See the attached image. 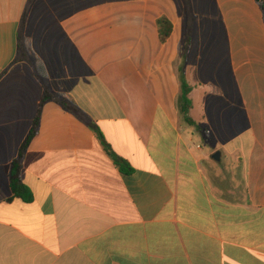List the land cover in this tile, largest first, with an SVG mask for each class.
Listing matches in <instances>:
<instances>
[{
    "label": "crops",
    "instance_id": "obj_1",
    "mask_svg": "<svg viewBox=\"0 0 264 264\" xmlns=\"http://www.w3.org/2000/svg\"><path fill=\"white\" fill-rule=\"evenodd\" d=\"M0 264H264L259 0H0Z\"/></svg>",
    "mask_w": 264,
    "mask_h": 264
},
{
    "label": "trees",
    "instance_id": "obj_2",
    "mask_svg": "<svg viewBox=\"0 0 264 264\" xmlns=\"http://www.w3.org/2000/svg\"><path fill=\"white\" fill-rule=\"evenodd\" d=\"M259 3L262 9L264 10V0H259ZM157 24H158L161 40L165 42L171 34L172 24L169 21V19L166 17H160L157 20ZM178 73H179V81H180V93L177 99V106H178L180 118L185 124H187L190 127H193L195 131L201 134L203 133L207 134V131L203 130L193 120V118L190 115L191 109L193 107L192 99L190 97L192 88L190 84L187 82L183 65H179ZM49 100H54L58 102L59 104L63 105L64 107L69 108V105L67 104V101L65 99L53 93L52 91L45 89L44 94L41 99L40 108L35 117L33 126L27 138L23 142L17 158L11 164V169H10V174H9L11 189L13 191L14 197L21 198L25 202H31L33 200V195L30 189L22 182V179H21V172L23 169V159H24L25 153L27 151V148L31 140L38 133L41 108L43 104ZM73 111H75V113L81 119H83L89 126H91L93 129H95L98 132L99 139L101 140L106 152L113 158L115 163L121 166L123 171L131 172L133 169L128 165L127 161L117 157V155L114 153L110 145L106 142L104 136L99 132L98 129H96L95 125L89 119H87V117L81 115L78 111L76 110H73Z\"/></svg>",
    "mask_w": 264,
    "mask_h": 264
},
{
    "label": "rangeland",
    "instance_id": "obj_3",
    "mask_svg": "<svg viewBox=\"0 0 264 264\" xmlns=\"http://www.w3.org/2000/svg\"><path fill=\"white\" fill-rule=\"evenodd\" d=\"M194 112H193V116L196 118L195 120L196 121H198L199 120V113H200V109H199V107H198V105H196L195 107H194ZM200 121V120H199ZM201 142V144H203V146H204V150L206 151V152H208V153H211V154H216L217 152H219L220 153V151H214V149L210 146V145H208L207 143H203L202 141H200Z\"/></svg>",
    "mask_w": 264,
    "mask_h": 264
},
{
    "label": "water",
    "instance_id": "obj_4",
    "mask_svg": "<svg viewBox=\"0 0 264 264\" xmlns=\"http://www.w3.org/2000/svg\"><path fill=\"white\" fill-rule=\"evenodd\" d=\"M213 158L216 159V160H219L220 159V153L217 152L216 154H214Z\"/></svg>",
    "mask_w": 264,
    "mask_h": 264
}]
</instances>
